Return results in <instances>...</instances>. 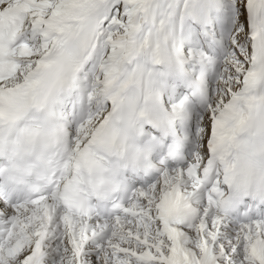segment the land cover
<instances>
[{
    "label": "snow or ice",
    "instance_id": "6c2138e0",
    "mask_svg": "<svg viewBox=\"0 0 264 264\" xmlns=\"http://www.w3.org/2000/svg\"><path fill=\"white\" fill-rule=\"evenodd\" d=\"M0 264H264V0H0Z\"/></svg>",
    "mask_w": 264,
    "mask_h": 264
}]
</instances>
